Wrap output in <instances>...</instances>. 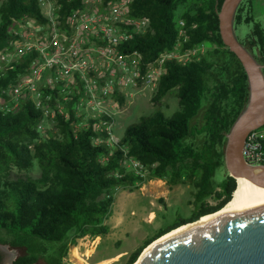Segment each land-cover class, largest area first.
<instances>
[{
    "label": "trees",
    "instance_id": "obj_1",
    "mask_svg": "<svg viewBox=\"0 0 264 264\" xmlns=\"http://www.w3.org/2000/svg\"><path fill=\"white\" fill-rule=\"evenodd\" d=\"M223 0H130L128 15L147 16L149 26L133 33L124 46L142 54V70L159 53L171 50L179 37V20L184 22L181 48L206 46L199 59L185 63L172 58L150 97L155 110L129 123L122 137L108 144L106 132L92 125L77 129L74 119L57 118L61 137L42 136L34 127L41 117L30 102L18 111L0 112V233L9 237L13 248L22 251L18 264H33L39 256L45 264H61L76 238L96 237L108 232L107 220L115 200L113 188L163 179L167 184L189 183L195 188V209L188 218L146 237L128 255L132 264L152 241L205 213L221 208L231 199L235 179L226 174L212 184L215 169L223 164L226 134L248 101L246 73L236 55L222 42L218 11ZM252 0H242L234 15V28L252 26L240 40L264 73V26L250 14ZM57 17L66 22L83 0H57ZM32 17L46 20L37 0H0V49L13 38L15 20ZM25 55L5 68L0 76V92L29 62ZM172 88L179 109L165 115L161 98ZM118 105L125 98L115 95ZM112 120V119H111ZM99 139H103L98 141ZM37 161L40 176L8 180L10 166L29 169ZM143 165L142 171L131 162ZM142 173V174H141ZM209 200L215 203L210 204ZM4 240L0 236V241ZM46 241L51 249L41 246Z\"/></svg>",
    "mask_w": 264,
    "mask_h": 264
},
{
    "label": "built area",
    "instance_id": "obj_2",
    "mask_svg": "<svg viewBox=\"0 0 264 264\" xmlns=\"http://www.w3.org/2000/svg\"><path fill=\"white\" fill-rule=\"evenodd\" d=\"M37 2L46 20H15L13 38L0 49V76L8 65L30 56L26 66L1 90L0 112L18 111L28 101L40 111L39 120L51 122L52 128L59 129L58 117H72L77 129L92 125L106 132L104 140L109 145L117 139L109 126L114 121L112 104H118L116 94L125 98L128 86L154 91L165 60L185 63L199 59L205 50L203 45L181 48L184 22L179 20V37L173 48L160 52L142 70V54L124 44L133 33L143 32L150 19L128 15L130 0H83L84 6L71 10L66 22L57 17V0ZM242 154L248 164L264 165V124L249 131ZM130 165L137 171L144 168L138 161ZM62 260L71 261L72 256Z\"/></svg>",
    "mask_w": 264,
    "mask_h": 264
},
{
    "label": "water",
    "instance_id": "obj_3",
    "mask_svg": "<svg viewBox=\"0 0 264 264\" xmlns=\"http://www.w3.org/2000/svg\"><path fill=\"white\" fill-rule=\"evenodd\" d=\"M241 1L223 0L218 11L222 42L242 64L249 88L247 104L226 134L224 164L228 175L235 179V188L239 177L264 187V165L252 166L242 154L249 131L264 124V73L263 65L256 61L235 33L234 15ZM201 216L181 225L195 222ZM137 261L138 258L133 263L264 264V205L218 217L179 233L154 247Z\"/></svg>",
    "mask_w": 264,
    "mask_h": 264
},
{
    "label": "rangeland",
    "instance_id": "obj_4",
    "mask_svg": "<svg viewBox=\"0 0 264 264\" xmlns=\"http://www.w3.org/2000/svg\"><path fill=\"white\" fill-rule=\"evenodd\" d=\"M250 14L253 21H256L261 26H264V0H252L250 3ZM252 21L249 23H241L235 28V33L239 38H242L252 26ZM206 50V46H205ZM143 86H128L125 91V102L122 106L114 103L111 111L114 114V121L110 122L114 137L120 138L124 133L125 127L136 122L141 116L149 115L155 110V104L150 100L153 93L150 89H145ZM176 88H172L161 98L159 104L160 109L165 115H171L179 109L177 99L175 97ZM34 127L42 136L48 134L55 137H61L60 130L52 128L53 124L47 120L36 121ZM29 169L18 168L10 165L5 170V178L8 180H17L28 178H37L40 176V168L37 161ZM225 165H219L212 176V184L218 185L226 176ZM147 184V183H145ZM156 184V183H155ZM158 184H167L161 183ZM181 184V183H179ZM124 191H133L134 195H129ZM145 192V193H144ZM139 189L137 184L131 186H119L113 188V196L115 201L111 206L107 225L109 227L106 234L101 235V241L96 247L95 252L90 257L94 243H91V237L83 239L76 238L75 244L69 246L67 255L72 256L71 261H63L61 264H91L97 260L116 255L119 251H133L144 238L151 236L157 227L170 225L177 218H188L193 212L195 206H189L186 200L189 197V192L184 191L180 195V199L170 197L167 199L166 206L161 208L156 204H151V196L149 188L147 190ZM213 204V200H209ZM154 210L157 218L153 222H146V215L149 210ZM193 209V210H192ZM4 240L0 241V250L4 253V261L10 264L21 254L16 248H13L9 242V237L5 233H0ZM40 241V240H39ZM41 246L51 249V243L40 241ZM75 252V253H74ZM85 254V255H83ZM65 255V256H67ZM86 256V257H85ZM128 256L114 260L108 264H127ZM112 260V261H113ZM33 264H44V257L39 256V259ZM134 264V263H132Z\"/></svg>",
    "mask_w": 264,
    "mask_h": 264
},
{
    "label": "bare ground",
    "instance_id": "obj_5",
    "mask_svg": "<svg viewBox=\"0 0 264 264\" xmlns=\"http://www.w3.org/2000/svg\"><path fill=\"white\" fill-rule=\"evenodd\" d=\"M261 205H264V187L258 186L245 178L239 177L237 178V186L233 191L231 199L220 210L205 214L195 222L181 225L158 237L143 249L137 262H139V260H141V258L154 247L179 233L195 228L198 225L207 223L215 218L236 214ZM108 262L109 260H105L100 264H108Z\"/></svg>",
    "mask_w": 264,
    "mask_h": 264
},
{
    "label": "crops",
    "instance_id": "obj_6",
    "mask_svg": "<svg viewBox=\"0 0 264 264\" xmlns=\"http://www.w3.org/2000/svg\"><path fill=\"white\" fill-rule=\"evenodd\" d=\"M159 182L166 183L163 179L150 178V179L142 182L141 184H137L138 187H139V189H142L143 192H144V190H147V187L149 188V193H150L149 196H151V199H152L151 200V204H156L157 203L158 207L161 208L162 205L166 206L167 199H169L170 197H173V199L174 198H176V199L179 198L180 199V195L184 191H188L189 192V197L186 200V202H187V204L189 206H193L194 207V204H193V196H194L195 188L193 187L192 184H189V183H181V184H158ZM145 183H147V184H145ZM124 192H126L129 195H134V192L133 191H128V192L127 191H124ZM156 218H157V214L155 213L154 210L151 209V210L148 211V213L146 215V222L147 223L153 222V221L156 220ZM161 228H163V227H157L158 230L161 229ZM91 238L93 239V243H94V246L93 247L94 248L92 249V252L90 254V257L93 255V253L96 250V247L100 243V241H101V235L100 236H96V237H91ZM131 252H129L127 250L119 251L114 256L106 257V258L97 260L95 262H92L91 264H100V263H102L105 260H109L110 263H112V262H114V260L120 259V258H122L124 256H128Z\"/></svg>",
    "mask_w": 264,
    "mask_h": 264
},
{
    "label": "flooded vegetation",
    "instance_id": "obj_7",
    "mask_svg": "<svg viewBox=\"0 0 264 264\" xmlns=\"http://www.w3.org/2000/svg\"><path fill=\"white\" fill-rule=\"evenodd\" d=\"M223 165H225L224 164V155H223ZM226 174H228V172L226 171ZM215 203V202H214ZM213 203V204H214ZM85 237H87V235H84V236H81V237H78V238H81V239H83V238H85ZM88 237H90V236H88ZM17 249V248H16ZM18 251H20L21 252V254H22V251L20 250V249H17ZM21 254L19 255V256H21ZM84 255V254H83ZM18 256V257H19ZM17 257V258H18ZM38 259H39V257H38ZM128 259V258H127ZM17 260V259H16ZM16 260H13L10 264H18L17 262H16ZM0 264H7V263H5V261H4V253L0 250ZM45 264V263H44Z\"/></svg>",
    "mask_w": 264,
    "mask_h": 264
}]
</instances>
